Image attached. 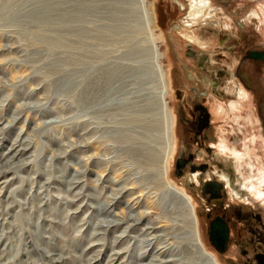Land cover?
I'll return each instance as SVG.
<instances>
[{
	"label": "rangeland",
	"instance_id": "374dc122",
	"mask_svg": "<svg viewBox=\"0 0 264 264\" xmlns=\"http://www.w3.org/2000/svg\"><path fill=\"white\" fill-rule=\"evenodd\" d=\"M209 1L206 20L192 22L189 0H0V182L9 181L0 184V264H110L112 249L121 252L114 264H145L152 247L166 248L176 264H211L195 252L172 190L190 197L210 258H239L234 240L225 252L212 246L208 222L224 204L241 203L224 199L207 216L205 199L176 177L171 158L177 143L196 140L209 169L231 174L221 130L236 118L242 169L264 164V62H242L243 98L225 90L246 52L264 49V0ZM202 37L209 42L200 45ZM200 91L213 102L195 137L180 112ZM13 141L28 151L6 156ZM139 212L160 237L140 234L145 220L122 241L126 224L104 231L112 218Z\"/></svg>",
	"mask_w": 264,
	"mask_h": 264
},
{
	"label": "flooded vegetation",
	"instance_id": "af4514ba",
	"mask_svg": "<svg viewBox=\"0 0 264 264\" xmlns=\"http://www.w3.org/2000/svg\"><path fill=\"white\" fill-rule=\"evenodd\" d=\"M251 53H258L262 55L263 58L252 57L250 55ZM237 56L238 55H234V61L238 58ZM244 61H251L254 63L264 62V49H249L245 57L238 61L236 67L232 68L231 76L229 77H231L232 80L234 79L235 85L229 84L225 90L234 96L238 95L240 98L244 97L242 90L245 91L242 84L244 81L242 62ZM236 80L239 82L238 85L235 82ZM212 83V87L218 84L215 80H212ZM245 83L249 85L246 81ZM212 102L213 98L211 95L207 92L200 91L195 99L187 104V110H182L180 112V121L186 124L191 132L195 133V137L209 124L207 104ZM233 103L235 104V101H233ZM234 106L237 107L236 105ZM257 109V112L264 122V106H260ZM227 123L228 127L226 128V132H223V129L221 130V135L224 136V142L227 147L225 151L228 152V150L231 151V149H235V151H239L243 155V150L246 148V145L244 147L245 141L242 139L243 123H240L236 118L230 119ZM175 137L177 143V136ZM198 149L199 147L196 140H186L180 145L177 143L173 168L177 178H185L186 186L192 188L196 194H199L205 199V203L208 205L206 210L207 216L213 213L214 207L216 206L215 203H221L224 199L237 200L241 203L240 208L232 204H224L223 207L226 209V212L223 214H215L209 218L208 236L212 246L218 252H225L230 246V242L234 240L235 249L239 256V258L234 261V264H264V193L261 188L262 185L264 186V181L261 186H259L261 190L256 189L252 191L250 190V185L254 183L258 186L259 180L255 177H253L252 180H244V177L235 168V165L231 168V174L220 165H218L220 169H215L214 171L212 168L209 169L207 163L202 162L198 158ZM230 156L231 155H229V157ZM232 160L234 161L233 157ZM240 163L239 170L244 172V169H242V159ZM259 168L261 167L258 166L256 168V166H254L252 172L259 176L262 174L264 179V166L263 169ZM246 171L249 172L245 170V173ZM250 175H252L251 172ZM231 188L236 190L238 194L236 195L233 193ZM231 196L233 197L231 198ZM215 218H219L224 222L228 229V238L222 249L216 246L210 239L211 223ZM231 221L237 226L235 237H232L233 227Z\"/></svg>",
	"mask_w": 264,
	"mask_h": 264
},
{
	"label": "bare ground",
	"instance_id": "6f19581e",
	"mask_svg": "<svg viewBox=\"0 0 264 264\" xmlns=\"http://www.w3.org/2000/svg\"><path fill=\"white\" fill-rule=\"evenodd\" d=\"M211 8H212V5H211V3H210V1L209 0H189V12H188V19H190L192 22H198L200 19H203V20H206V16L208 15L209 16V10H211ZM44 14V13H43ZM197 40V42H199L200 43V45L201 44H204V43H206V42H209L208 41V38H204V37H202V38H197L196 39ZM233 59H234V57H233ZM231 66V65H230ZM22 144L21 143H18V144H16L14 141L12 142V144L10 145V147L8 148L9 149V151H8V153L6 154V156H9V154H11V157H18V156H22L26 151H28V147H26V146H24V147H21L20 148V146H21ZM19 146V147H18ZM223 146H224V151L227 149V147H226V145H225V142H223ZM18 147V148H17ZM228 152H229V154H231V155H233L232 157H233V159H234V165H235V168L240 172V174H242V176L244 177L243 179L245 180V179H250V180H252L253 179V177H255L257 180H259V185L258 186H256L254 183L253 184H251L250 185V190H256V189H259V190H261V188H259V186H261V184L263 183V181H264V179H263V176H262V174L259 176V175H256V173L254 174L252 171H253V169L251 170V173H252V175H250V172H247L248 173V175H247V173H245V172H241L240 170H239V166L241 165V159H242V156H244V154L242 155L239 151H235V149H231V151L230 150H228ZM172 155H171V158H172V161L174 160V154H175V149H173V151H172V153H171ZM3 155V154H2ZM10 157V156H9ZM254 164V163H253ZM249 165H251V163L249 164ZM262 166H261V168H259V169H263V166H264V164H261ZM260 167V166H259ZM257 168V167H256ZM260 172V171H259ZM258 172V173H259ZM7 183H9V181L6 179V178H4L1 182H0V184H7ZM2 188V187H1ZM4 188V187H3ZM231 190H232V192L233 193H235L236 195L238 194V192L236 191V190H234L233 188H231ZM1 192V191H0ZM172 193H173V195L177 198V199H181L182 201H181V203H182V206H183V208H185V210H186V214H187V216H188V219H189V223H190V233H191V236H192V246H193V248H194V250H195V252L201 257V258H203V259H205L208 263H211V264H219V262L217 261V259H215L216 257H214V259H212V258H210V256L209 255H211V254H207V252H206V249H205V247H204V244L202 243V241H201V239H200V229H199V227H198V219L197 218H193L194 216H192V212H194V206L192 205V209H191V207H190V205L186 202V200L188 201V199H186V198H190V197H188V195H183L182 193L181 194H177L174 190H172ZM115 195V194H114ZM233 196H231V198H232ZM175 198V199H176ZM113 199H115V197H113ZM132 199H133V197H132ZM131 200V199H130ZM189 200H191V199H189ZM133 201H134V199H133ZM190 202V201H189ZM137 203V201H134L133 203H132V205H127V207H126V209H127V212L128 213H131V211H133L134 210V205ZM11 204V203H10ZM115 204V203H114ZM113 204V202H112V200H110L108 203H107V210L106 211H109V213H112L113 211H112V209L111 208H113V206H115ZM4 205V202H3V200L2 199H0V213H1V211H2V206ZM106 206V205H105ZM5 207L6 208H10L9 207V205L8 204H5ZM104 208V207H103ZM98 211V210H97ZM102 211H104V210H102ZM108 213V212H107ZM117 214L115 213V216H116ZM127 215V214H126ZM110 216V215H109ZM122 217H125V216H123L122 215ZM127 217V216H126ZM129 220H131V221H129V220H126V219H124V218H112L105 226H103V227H105V228H103L104 229V231H106L108 228H113V227H116V226H118L120 223L121 224H126V227L124 228V230L122 231V233L121 234H119V235H117L116 236V239H119V241H122V239H124V238H126L127 236L129 237L130 235H126L125 233L127 232L128 233V231L129 232H133L134 230H136V228H137V224L138 223H140V222H142V221H144L145 220V223H144V225H143V227L142 228H140L142 231H140V232H142V233H140V234H144V236H149V242H151L155 237H157V236H159V235H155V233L159 230L158 228L160 227V226H155V224L156 223H154V222H150V220H146V217L144 216V213H141V212H139V213H137L136 215H134L133 217H129L128 218ZM163 229V228H162ZM139 233V232H138ZM164 234H166V233H164ZM163 235V234H162ZM197 236V237H196ZM160 237V236H159ZM101 239H102V237H101ZM161 239V238H160ZM137 240V239H136ZM159 240V239H158ZM0 241H1V237H0ZM157 243H158V241H157ZM149 244V243H148ZM166 244V243H165ZM170 244V243H169ZM97 245H99V243H97V242H92L91 244H90V248H92V247H95V246H97ZM162 246H163V244H162ZM169 246V245H168ZM204 249V250H202L201 249V247ZM170 248V247H169ZM153 250V252L156 250V252H154V254H150V255H152L153 256V258H151L150 259V261L149 262H147V263H145V264H176L175 263V259L173 260V258L171 259V254L169 255H167V253L165 252L166 251V248L164 249L163 247H159V248H150L148 251H146L145 250V252H151ZM169 251V250H168ZM170 251H172V250H170ZM9 253V252H8ZM45 253H47V251L45 252ZM121 252L119 251V250H114V249H112V251H111V254L109 255V259H108V262L111 264H114V263H116L117 262V259L119 258V254H120ZM158 255H161V259H157L159 256ZM52 256H50V258H51ZM53 258V257H52ZM96 259V258H95ZM98 259V258H97ZM96 259V260H97ZM95 260V261H96Z\"/></svg>",
	"mask_w": 264,
	"mask_h": 264
},
{
	"label": "water",
	"instance_id": "95a60500",
	"mask_svg": "<svg viewBox=\"0 0 264 264\" xmlns=\"http://www.w3.org/2000/svg\"><path fill=\"white\" fill-rule=\"evenodd\" d=\"M252 57L263 58L262 55L258 53H251ZM228 238V229L224 222H222L219 218H215L211 223V231H210V239L216 244L220 249L223 248Z\"/></svg>",
	"mask_w": 264,
	"mask_h": 264
}]
</instances>
